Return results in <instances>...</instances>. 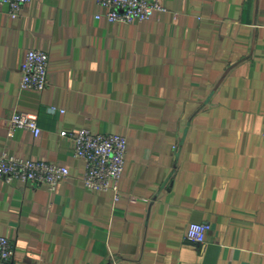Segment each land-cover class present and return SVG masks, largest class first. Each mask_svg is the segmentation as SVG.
I'll return each instance as SVG.
<instances>
[{
    "label": "crops",
    "instance_id": "obj_1",
    "mask_svg": "<svg viewBox=\"0 0 264 264\" xmlns=\"http://www.w3.org/2000/svg\"><path fill=\"white\" fill-rule=\"evenodd\" d=\"M161 3L131 24L95 0L0 4V152L70 169L54 192L0 178L11 264H264V0ZM31 48L49 54L43 91L20 88ZM17 111L38 138L10 132ZM83 127L128 138L117 203L60 135ZM191 223L211 225L204 244Z\"/></svg>",
    "mask_w": 264,
    "mask_h": 264
},
{
    "label": "built area",
    "instance_id": "obj_2",
    "mask_svg": "<svg viewBox=\"0 0 264 264\" xmlns=\"http://www.w3.org/2000/svg\"><path fill=\"white\" fill-rule=\"evenodd\" d=\"M32 0H0V4L8 5L13 17ZM105 13L96 14V18L108 22L131 24L134 21L144 22L155 12H165L166 7L161 0H95ZM50 58L49 54L39 48H31L26 52L21 66V89L43 91L48 86ZM52 113H64V109L56 106L50 108ZM10 132L17 128L30 130L35 138L42 133L38 117L34 114L14 112L10 118ZM60 135L70 138L74 143V156L84 165L81 176L82 184L92 191L112 192L114 203L121 196L119 182L122 178L128 155V138L123 134H95L89 128L62 130ZM70 176L69 167L46 160L24 159L13 156L7 151L0 152V178L7 182L14 180L21 183H34L46 186L54 192L58 186ZM211 230L208 223L189 224L185 237L195 244H204ZM14 242L7 236L0 235V264H11L14 256Z\"/></svg>",
    "mask_w": 264,
    "mask_h": 264
}]
</instances>
